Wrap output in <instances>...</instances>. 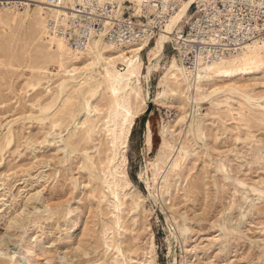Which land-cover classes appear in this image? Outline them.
I'll use <instances>...</instances> for the list:
<instances>
[{
    "label": "rangeland",
    "instance_id": "rangeland-1",
    "mask_svg": "<svg viewBox=\"0 0 264 264\" xmlns=\"http://www.w3.org/2000/svg\"><path fill=\"white\" fill-rule=\"evenodd\" d=\"M45 11H0V264H264V67L234 78L251 101L186 103L173 85L158 104L181 64L166 45L147 105L121 92L128 114L105 81L81 90L84 54L51 39Z\"/></svg>",
    "mask_w": 264,
    "mask_h": 264
},
{
    "label": "built area",
    "instance_id": "built-area-1",
    "mask_svg": "<svg viewBox=\"0 0 264 264\" xmlns=\"http://www.w3.org/2000/svg\"><path fill=\"white\" fill-rule=\"evenodd\" d=\"M188 0H47V30L74 52L97 39L116 47L152 46ZM27 0H0V11H30ZM175 30L173 45L190 72L219 62L264 39V0H197Z\"/></svg>",
    "mask_w": 264,
    "mask_h": 264
},
{
    "label": "bare ground",
    "instance_id": "bare-ground-1",
    "mask_svg": "<svg viewBox=\"0 0 264 264\" xmlns=\"http://www.w3.org/2000/svg\"><path fill=\"white\" fill-rule=\"evenodd\" d=\"M27 1H33L37 4L38 7H40V9H46L45 7L47 4V0ZM118 1H120L121 4L123 0ZM133 1L137 6L143 2V0ZM196 1L197 0L185 1L177 14L171 18L166 27V31L156 39L154 43L155 46L148 47L150 48V57L147 66H145L144 60L142 58V52L148 49V43L146 41L138 43L136 45H128L127 47H116L105 43L104 41H102V39H97L91 42L86 49L75 52L84 54L80 57V59L73 62L74 65H81L75 66L73 69L80 70L83 73L82 76L87 81L84 85L81 86V90H85L87 86H91L95 82L105 81L108 84V90L116 101L117 106H120V110H125V113L130 112L129 108L126 109L121 105L122 91L131 93V95L135 97L136 101L140 102L141 100L143 105L146 106L147 104L142 93L143 91L141 87V80L143 78L149 77L151 70H154L156 69V67H158L159 61L157 59L161 56L164 47H166V45L173 39L175 30L181 29V22H183L185 18L188 17V10L190 5ZM50 37L53 40L56 39L52 34L50 35ZM262 42H264V39L246 44L238 52L227 57L226 59L213 64L203 65L195 72L188 71L182 63L179 64L178 61L174 58L166 69L167 72L165 73V76L162 78L159 84V87L163 89V91L158 93L157 97L155 98V102L158 104L160 102H165L168 97L166 95V90L169 88L173 90V85L183 87L184 101L186 103L191 102V95L194 92H197L199 95V97L196 98L197 101H195L197 104L198 101L202 102L203 100L212 99L215 95L218 94V91L222 90V88L233 90L243 95L248 101L253 100L249 93L239 91L240 85L238 81H235L234 78H236L237 75L246 76L254 74L255 70H259L264 67V50L262 51L257 47V45ZM63 43L65 44V42ZM64 44L60 43V47L64 48ZM65 45L67 46V44ZM263 45L262 48H264ZM74 70L67 71L68 74L66 77L71 78L70 82H68L67 80L66 82H60V94H63L65 90L79 78L76 77L77 72ZM144 70H148L147 74L143 72ZM222 81L226 84L220 87L219 82ZM135 82L137 83V85L133 86L132 84ZM91 107L92 105L84 103L82 106V110L80 109L81 114L89 116L90 113L88 111H90L89 109ZM116 114L119 115V112L117 111ZM44 116L45 115L42 114V117ZM178 166L179 162L177 160H173V162H171V168L173 170L178 168ZM89 173L91 174L90 171ZM97 178H99V175L97 176ZM157 179L158 175L155 172L154 182L157 181ZM185 231L186 230H184L183 232Z\"/></svg>",
    "mask_w": 264,
    "mask_h": 264
}]
</instances>
